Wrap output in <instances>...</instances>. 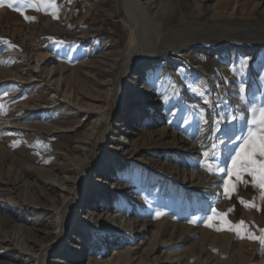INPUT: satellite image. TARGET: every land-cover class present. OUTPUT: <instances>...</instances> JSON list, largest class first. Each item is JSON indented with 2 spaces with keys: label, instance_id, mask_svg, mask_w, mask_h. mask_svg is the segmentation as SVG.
Wrapping results in <instances>:
<instances>
[{
  "label": "rangeland",
  "instance_id": "374dc122",
  "mask_svg": "<svg viewBox=\"0 0 264 264\" xmlns=\"http://www.w3.org/2000/svg\"><path fill=\"white\" fill-rule=\"evenodd\" d=\"M127 1L0 0V67L37 81L0 91V124L24 125L0 128V264H39L74 200L76 220L45 264H103L119 246L131 252L127 264H264V247L248 238L264 229V155L248 123L250 109L264 105V0H140L178 38L151 68L121 76L115 95L109 75L129 39ZM47 53L53 58L40 61ZM115 100L98 162L82 178L95 123ZM252 153L258 170L249 175L243 161ZM169 173L185 189L197 176L218 186L206 219Z\"/></svg>",
  "mask_w": 264,
  "mask_h": 264
},
{
  "label": "bare ground",
  "instance_id": "6f19581e",
  "mask_svg": "<svg viewBox=\"0 0 264 264\" xmlns=\"http://www.w3.org/2000/svg\"><path fill=\"white\" fill-rule=\"evenodd\" d=\"M127 1L124 4L125 13L128 17V23L127 26L130 29L129 39L126 43V46L124 50L118 52L117 59H118V67L115 71L111 72L109 77L111 80V91L116 95L118 93L119 85H120V78L123 76L126 72L129 71V69H132L134 67H141L140 71L146 70V68H151L152 65H148L149 62L153 59L155 56V52L164 44L167 42L175 41L178 37H175V32H172L171 30H167L166 28H163L162 22L157 21L156 19H153L152 17L148 16L146 12L147 8L140 3V0H131ZM149 14V13H148ZM152 15V14H151ZM168 27V26H167ZM177 34V33H176ZM185 44L181 43L180 45ZM251 49V51H254L256 47H240V51L244 50V53H248L247 49ZM205 51H210L212 49L211 45H206L205 47H202ZM53 58V54L47 53L45 57H40V61L43 60H49ZM39 62V61H37ZM116 65V64H115ZM147 66V67H146ZM35 68H39L38 64L35 66ZM54 68L52 67L49 69V72L51 73ZM111 71V70H110ZM14 75L12 79H7L8 75ZM144 76V75H143ZM141 74L137 77V80L133 84V95L137 93L139 89L136 88V84L140 83V79L143 77ZM4 78L5 80H2L1 78ZM77 78V76H75ZM18 79V80H17ZM77 80V79H76ZM8 82H14L18 83L20 88H22L23 91H29L30 87H34V82H37L34 80V78L30 79H22L20 77H17V74L14 72H11L8 69H4L3 67H0V91L8 84ZM110 84V83H109ZM141 84H139L140 86ZM46 85L44 83H40V88L45 87ZM22 91V92H23ZM134 97V96H133ZM52 99H55V97H52ZM121 101V100H120ZM136 103L135 97L133 98L130 105H133ZM52 104H56V101H54ZM122 104V101L120 102ZM118 102L115 100V103H112L109 105L107 112L101 115L102 120L96 124L95 123V135L92 138V145H91V161L86 164L83 168L80 170V177L84 178L87 176L88 172L91 170V168L98 162V148L99 144L103 143L106 138V132L110 128V121L111 119L115 118V112L117 110ZM55 109V107H52L51 110ZM73 110L68 112L69 115H71ZM9 121H5L4 123L0 124V128L8 129L11 128L12 130H23L22 127H24L23 124L16 123V124H9ZM71 131V129H70ZM134 134V132H128L127 135ZM116 140V139H112ZM233 143H231L228 146V150L232 147ZM194 148H192L193 150ZM206 150V149H205ZM229 156V155H228ZM227 159V158H226ZM194 177V176H193ZM150 178V177H149ZM166 179H171L173 182H175L176 187L180 190L185 192L187 200L190 201L191 206V212L197 213L200 216L203 212V205L207 203L210 199L208 198V195L211 194V192L218 189V186H212V184H209L205 179L197 176L194 178V180L190 183V186L185 189L182 185V182L185 181V179L180 182V180H177L172 177V175L169 173L166 176ZM221 180V179H220ZM40 182V180H38ZM217 181H213L212 183H216ZM181 183V184H180ZM220 190V189H219ZM78 196V192L76 193ZM194 198H196L194 200ZM75 199V198H74ZM75 201V200H74ZM70 202L69 211L65 218L60 223V236L59 241L55 245H50L49 247L45 248L39 258V264H45V258L48 255V253L52 252L54 249H58L61 245L60 238L66 233L67 227L72 224L74 220H76L75 215H78L76 213V210L79 209L78 205L74 202ZM120 202L118 198L114 201L113 208H119ZM136 209V207H134ZM81 209V208H80ZM204 213V212H203ZM206 219L207 217H203ZM84 222V221H81ZM85 223V222H84ZM145 224L141 226V230H144ZM83 234L81 235H87V232L91 230V225L87 224L86 227L81 228ZM124 228H120L119 231H124ZM120 233V232H119ZM132 240H134V237H132ZM119 245V243H118ZM112 253L117 254V257H113L112 259H108L103 262V264H127L128 261L131 259V252L127 251L125 254L120 253V246L117 249H113Z\"/></svg>",
  "mask_w": 264,
  "mask_h": 264
},
{
  "label": "snow or ice",
  "instance_id": "6c2138e0",
  "mask_svg": "<svg viewBox=\"0 0 264 264\" xmlns=\"http://www.w3.org/2000/svg\"><path fill=\"white\" fill-rule=\"evenodd\" d=\"M13 4H9L8 7H13ZM39 10V9H37ZM21 14L23 15V12H21ZM26 19H31L30 17H25ZM243 91V89H242ZM251 112V119L248 121V123L250 124V128L249 131L251 133L252 128L253 127H258L259 129V138H260V154L264 155V105H261L259 108H255V109H250ZM247 143V141H246ZM253 144H255V141H253ZM205 157H209L210 154L205 152L203 154ZM255 155V153H252V155H247L246 158L244 159L243 163L247 165V170L249 175H252L253 173H255L258 169L256 168V161L252 159V156ZM239 156V153H238ZM211 158L214 159V153L211 154ZM236 160H233V164L235 165ZM204 167H206V170L209 171L210 174H212L213 169L211 167V164L209 163L208 165H202ZM259 174H260V186L264 187V165H262L259 168ZM225 195L228 196V198H231L227 187H225ZM240 202L242 204H245V202L243 201V199H240ZM245 206H248L247 204H245ZM251 206L255 207L254 204H252ZM157 215H161V213H157ZM190 223H194V221H189ZM244 222L241 221L240 224H243ZM210 226V225H208ZM238 227V226H237ZM218 231L220 229H217ZM261 231V235L259 237L256 236H250L248 237L249 239H253V240H258V242L261 244L262 247H264V229L260 230ZM239 234V233H237Z\"/></svg>",
  "mask_w": 264,
  "mask_h": 264
}]
</instances>
